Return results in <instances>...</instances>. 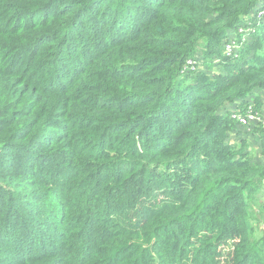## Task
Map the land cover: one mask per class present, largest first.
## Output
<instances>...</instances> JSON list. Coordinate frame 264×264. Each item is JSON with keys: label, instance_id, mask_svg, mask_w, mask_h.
<instances>
[{"label": "trees", "instance_id": "obj_1", "mask_svg": "<svg viewBox=\"0 0 264 264\" xmlns=\"http://www.w3.org/2000/svg\"><path fill=\"white\" fill-rule=\"evenodd\" d=\"M259 1L0 0V264H264L219 115L264 89V27L219 85L181 73Z\"/></svg>", "mask_w": 264, "mask_h": 264}, {"label": "rangeland", "instance_id": "obj_2", "mask_svg": "<svg viewBox=\"0 0 264 264\" xmlns=\"http://www.w3.org/2000/svg\"><path fill=\"white\" fill-rule=\"evenodd\" d=\"M241 21V26H239L235 31H229L227 34V39L223 40L220 43V54H215L213 52L210 57H207L205 56L204 52L202 53L201 51H199L194 59L187 60V62L191 61L192 64L188 65L186 62L181 69V73L190 75L191 78L197 73H202L207 80L215 81L219 85L220 82L218 80L219 78H221L219 76L228 75L229 71L227 70L226 64L228 63L225 59L230 61H238L240 65H243V63L245 62L251 63L253 54L246 53L245 60L244 58L241 59V55L243 52H245L246 47H250L251 45H253V37L255 33H257L259 29L261 30L264 27V0H260L257 3L256 8L251 11L248 16L242 18ZM200 47L206 48L205 41L201 42ZM201 89L202 91H204V88L201 87ZM246 102L248 103V105H255L256 108L259 109V111L257 112L264 115V113L261 112L264 111V89L256 90L251 93L247 97ZM182 103L183 102L180 100L176 104L175 102H173L171 106H182ZM239 111L242 112L239 104H233L223 107L219 112V115H228L231 119V123L229 126L230 128L228 126H225L224 142H226L229 147V150L226 153L229 157H235L236 159L243 157L245 160L249 161L251 165L264 167V127L262 125L239 127L233 120V116ZM213 146L214 144L211 143L210 148L212 149ZM202 155V152L198 150L195 155L187 162H194L199 158L197 156L202 157ZM145 159L147 163L151 161L148 160L147 157H145ZM165 171V169H162L160 173H163ZM79 173V175H84L81 174L83 173L82 166L80 167ZM257 187L259 191L257 189L254 191V196L250 200V205L252 207V235L254 238L258 239L263 235L264 231V177L261 178L260 185H258ZM136 191H139V188H136ZM3 197H5V195L1 193L0 206L3 201L4 205H6L8 201V197ZM30 205V202L22 201L20 202L19 206H23L24 211H29L28 209L30 208ZM41 213H43V211ZM40 214L37 213L36 215ZM19 216L21 217V215ZM0 223L2 224L4 223V221H1ZM261 244H263V242L259 245Z\"/></svg>", "mask_w": 264, "mask_h": 264}, {"label": "built area", "instance_id": "obj_3", "mask_svg": "<svg viewBox=\"0 0 264 264\" xmlns=\"http://www.w3.org/2000/svg\"><path fill=\"white\" fill-rule=\"evenodd\" d=\"M187 64L191 65L192 62L188 61ZM233 120L239 127L240 126L250 127L251 125H259V126L262 125L264 127V115L258 113L255 110L253 104H249L245 112H240V111L237 112V114L233 116Z\"/></svg>", "mask_w": 264, "mask_h": 264}, {"label": "crops", "instance_id": "obj_4", "mask_svg": "<svg viewBox=\"0 0 264 264\" xmlns=\"http://www.w3.org/2000/svg\"><path fill=\"white\" fill-rule=\"evenodd\" d=\"M261 112H263L264 113V111H261ZM261 137V136H260ZM260 137H257V138H260ZM256 150V149H255ZM257 164V163H256Z\"/></svg>", "mask_w": 264, "mask_h": 264}]
</instances>
